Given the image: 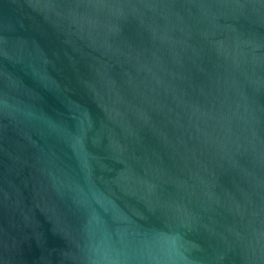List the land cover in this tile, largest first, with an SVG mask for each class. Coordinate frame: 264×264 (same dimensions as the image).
I'll return each mask as SVG.
<instances>
[{
  "label": "water",
  "instance_id": "95a60500",
  "mask_svg": "<svg viewBox=\"0 0 264 264\" xmlns=\"http://www.w3.org/2000/svg\"><path fill=\"white\" fill-rule=\"evenodd\" d=\"M0 264H264V0H0Z\"/></svg>",
  "mask_w": 264,
  "mask_h": 264
}]
</instances>
